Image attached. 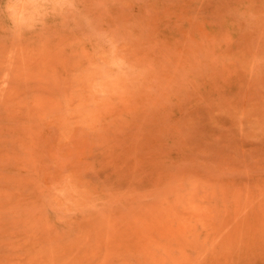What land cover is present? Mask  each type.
I'll list each match as a JSON object with an SVG mask.
<instances>
[{
	"label": "rangeland",
	"instance_id": "1",
	"mask_svg": "<svg viewBox=\"0 0 264 264\" xmlns=\"http://www.w3.org/2000/svg\"><path fill=\"white\" fill-rule=\"evenodd\" d=\"M0 264H264V0H0Z\"/></svg>",
	"mask_w": 264,
	"mask_h": 264
}]
</instances>
